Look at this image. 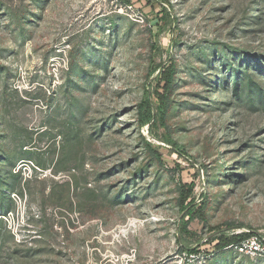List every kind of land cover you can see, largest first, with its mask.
I'll list each match as a JSON object with an SVG mask.
<instances>
[{
    "label": "rangeland",
    "instance_id": "374dc122",
    "mask_svg": "<svg viewBox=\"0 0 264 264\" xmlns=\"http://www.w3.org/2000/svg\"><path fill=\"white\" fill-rule=\"evenodd\" d=\"M250 232L264 0H0V264H264L216 249Z\"/></svg>",
    "mask_w": 264,
    "mask_h": 264
},
{
    "label": "trees",
    "instance_id": "16d2710c",
    "mask_svg": "<svg viewBox=\"0 0 264 264\" xmlns=\"http://www.w3.org/2000/svg\"><path fill=\"white\" fill-rule=\"evenodd\" d=\"M176 72V65L172 63V65L166 69L161 74V81L162 84H164V91L165 94H160L158 91L157 98L159 100V111L162 114V117L164 118L169 110V93L173 86L174 81V75ZM151 119L147 121H143L144 123L151 124ZM152 126V124H151ZM186 186H183V190H181V197H180V205L181 208L186 211V215L189 217V219H195L196 216H199L201 219L206 220V210L208 208V198L205 197L203 201L200 204H195V201L192 198L193 196V188L192 186L189 187L188 191L185 190ZM185 224H183V231L187 232V222L184 221ZM254 232L250 233H241V234H234V235H228V234H220L217 237H215L216 243V249L218 251L224 250L226 248L230 247H236L238 244L242 243L245 240H248L252 237H257ZM188 251L191 254H195L197 251L196 249H188Z\"/></svg>",
    "mask_w": 264,
    "mask_h": 264
},
{
    "label": "built area",
    "instance_id": "2783aa9c",
    "mask_svg": "<svg viewBox=\"0 0 264 264\" xmlns=\"http://www.w3.org/2000/svg\"><path fill=\"white\" fill-rule=\"evenodd\" d=\"M240 252L250 253L253 256L259 255L264 257V245L258 240V237H252L236 246Z\"/></svg>",
    "mask_w": 264,
    "mask_h": 264
}]
</instances>
